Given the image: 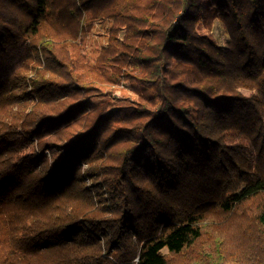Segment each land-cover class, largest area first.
Masks as SVG:
<instances>
[{
    "label": "trees",
    "instance_id": "obj_1",
    "mask_svg": "<svg viewBox=\"0 0 264 264\" xmlns=\"http://www.w3.org/2000/svg\"><path fill=\"white\" fill-rule=\"evenodd\" d=\"M0 264H264V0H0Z\"/></svg>",
    "mask_w": 264,
    "mask_h": 264
},
{
    "label": "rangeland",
    "instance_id": "obj_2",
    "mask_svg": "<svg viewBox=\"0 0 264 264\" xmlns=\"http://www.w3.org/2000/svg\"><path fill=\"white\" fill-rule=\"evenodd\" d=\"M93 28L90 33L87 34L84 40L85 47L83 49V54L87 56V59L89 62H94L96 61L97 58V51L98 49L103 47H106L109 42L110 38V30L112 28V21L105 19V20H97L93 24ZM213 37L217 40V42L224 46L227 41H228V35L225 33L224 28L221 24L220 21H216L212 30ZM122 37V36H121ZM120 37V38H121ZM15 59V58H14ZM13 62L10 63L12 65ZM7 68V67H5ZM30 77L33 76V72L30 71L29 74ZM118 101L116 102L120 105H124L126 103L131 102V100L136 99V96L130 89V84L129 82H122L120 86H117L114 91ZM245 94H248L245 92ZM102 98L100 97H95L92 99L93 103H97L101 100ZM164 253H167L165 250Z\"/></svg>",
    "mask_w": 264,
    "mask_h": 264
}]
</instances>
